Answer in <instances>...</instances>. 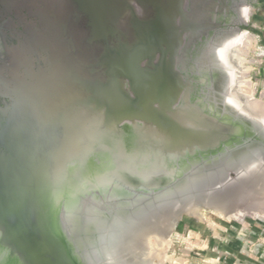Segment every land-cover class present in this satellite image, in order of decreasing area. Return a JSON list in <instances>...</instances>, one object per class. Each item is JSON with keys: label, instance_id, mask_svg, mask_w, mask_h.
I'll list each match as a JSON object with an SVG mask.
<instances>
[{"label": "water", "instance_id": "water-1", "mask_svg": "<svg viewBox=\"0 0 264 264\" xmlns=\"http://www.w3.org/2000/svg\"><path fill=\"white\" fill-rule=\"evenodd\" d=\"M119 3L110 0L104 67L95 48L101 85L93 99L82 100L78 136L68 137L69 145L47 144L43 164L32 153L14 164L13 176L0 178V264H113L104 236L114 218L193 194L190 186L226 165L264 162V125L248 137L242 115L226 103L216 106L210 91L198 95L200 81L183 80L174 69L176 20L167 18L174 1L126 0L125 52L113 32Z\"/></svg>", "mask_w": 264, "mask_h": 264}, {"label": "flooded vegetation", "instance_id": "flooded-vegetation-1", "mask_svg": "<svg viewBox=\"0 0 264 264\" xmlns=\"http://www.w3.org/2000/svg\"><path fill=\"white\" fill-rule=\"evenodd\" d=\"M173 1L167 18L176 20L170 45L176 50L174 69L183 80L200 81L197 94L210 91L211 102L223 107L231 78L212 64L214 52L221 42L241 34L261 46L251 18L253 2ZM116 6L113 32L125 52L126 0ZM132 7L144 17L142 7L135 2ZM110 18V0H0V178L13 176L14 164L29 161L32 153L43 164L47 144L69 145L70 133L78 136L82 100L93 99L95 85H101L95 82V48L99 66L110 55ZM119 83L127 88L125 78ZM233 109L244 118L243 131L253 135L261 123Z\"/></svg>", "mask_w": 264, "mask_h": 264}, {"label": "bare ground", "instance_id": "bare-ground-1", "mask_svg": "<svg viewBox=\"0 0 264 264\" xmlns=\"http://www.w3.org/2000/svg\"><path fill=\"white\" fill-rule=\"evenodd\" d=\"M254 45V38L247 34L227 38L215 49L212 64L230 75L226 105L264 125V103L255 98L254 84L248 78L252 63L249 54ZM74 137L70 133V138ZM74 150L71 144L69 151ZM260 159L208 173L201 182L190 186L193 194L189 192L172 201L165 199L132 217L114 218L104 236L109 243L107 257L115 260L113 264H188L172 252V237L184 217L206 225L213 218L226 222L240 221L241 215L264 218V162ZM136 163L141 168L146 166L142 159ZM230 172L235 174L233 179L228 177Z\"/></svg>", "mask_w": 264, "mask_h": 264}, {"label": "rangeland", "instance_id": "rangeland-1", "mask_svg": "<svg viewBox=\"0 0 264 264\" xmlns=\"http://www.w3.org/2000/svg\"><path fill=\"white\" fill-rule=\"evenodd\" d=\"M252 2L251 18L262 44L254 45L249 54L248 78L255 98L264 103V0ZM172 252L188 264H264V218L241 215L240 221L229 222L213 218L206 225L184 217L172 237Z\"/></svg>", "mask_w": 264, "mask_h": 264}]
</instances>
